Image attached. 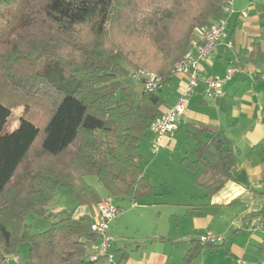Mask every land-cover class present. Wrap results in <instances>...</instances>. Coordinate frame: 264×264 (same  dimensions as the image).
<instances>
[{"label": "trees", "instance_id": "16d2710c", "mask_svg": "<svg viewBox=\"0 0 264 264\" xmlns=\"http://www.w3.org/2000/svg\"><path fill=\"white\" fill-rule=\"evenodd\" d=\"M230 1L16 0L0 6V27H9L0 32V264L18 256L23 240L30 252L20 264H111L106 257L87 259L88 246L99 241L91 214L62 218L33 235L26 216H45L60 187L78 206L101 203L87 177L113 197L141 200L155 191L143 176L139 143L165 99L161 91L143 89L134 100L119 77L144 68L168 83L196 30L221 19ZM257 11L264 27V6ZM237 61L263 62L261 40ZM24 103L32 113L4 133L14 107ZM205 131L191 128L196 160L185 157L182 165L191 171L203 165L198 183L214 196L232 179L236 160L226 139L212 133L208 143L199 141ZM211 146L215 165L204 158ZM219 245L192 240L184 264Z\"/></svg>", "mask_w": 264, "mask_h": 264}, {"label": "crops", "instance_id": "0c3cea01", "mask_svg": "<svg viewBox=\"0 0 264 264\" xmlns=\"http://www.w3.org/2000/svg\"><path fill=\"white\" fill-rule=\"evenodd\" d=\"M258 5L264 6V0L232 1L227 30L233 47L222 41L202 62L203 76L223 75L233 61L251 54L256 39L261 40L264 56ZM201 33L198 28L197 39ZM247 66L251 71L235 76L219 99H209L205 84L200 83L175 136L165 138L157 154L151 151L154 136L150 131L140 141L141 169L155 188L153 193L141 200L113 197L98 179L91 184L89 180L96 178H86L102 201L124 210L109 231L114 264H184L191 241L209 233L225 242L204 250L192 264H264V61ZM185 84V78L171 76L160 92L165 99L160 114L178 101ZM191 128L206 130L199 140L203 143L209 142L212 133L226 139L235 153L232 179L214 196H207L198 183L203 165L196 171L182 165L185 157L196 160ZM209 152L204 158L215 165L216 150L211 146ZM77 208L80 212L74 218L95 213V205Z\"/></svg>", "mask_w": 264, "mask_h": 264}, {"label": "built area", "instance_id": "2783aa9c", "mask_svg": "<svg viewBox=\"0 0 264 264\" xmlns=\"http://www.w3.org/2000/svg\"><path fill=\"white\" fill-rule=\"evenodd\" d=\"M233 13L232 1L224 8V15ZM246 17L247 14L243 13ZM228 23L224 19L211 24L209 27L202 28L199 38L192 42L191 48L186 52L182 61L176 64L172 70V76H180L185 78L186 84L180 94L178 101L167 111L161 113L155 120L150 123L149 131L154 136L151 144V151L157 154L163 147V141L167 137H174L179 129V121L185 114L190 99L196 93V89L200 83L206 86V93L209 99L216 100L223 97L225 86L237 75L247 74L251 71L247 65H241L239 61H233L226 69L223 75L206 77L201 73V64L208 59L217 49L218 45L225 41L229 48L233 47L232 41L229 40ZM252 74V72L248 73ZM133 81L141 83L143 89L149 94H158L164 84L162 79L144 68L132 72ZM95 213H92L93 223L92 231L99 237L98 242L90 244L87 248V259L96 260L99 257H106L109 263L114 264V255L112 252V238L109 234L111 224L116 220L121 208L113 205L111 202L104 200L95 205ZM202 241L211 244H221L224 239L214 234H207L200 238ZM21 261L19 256L13 255L6 260L7 263L14 262L19 264Z\"/></svg>", "mask_w": 264, "mask_h": 264}, {"label": "rangeland", "instance_id": "374dc122", "mask_svg": "<svg viewBox=\"0 0 264 264\" xmlns=\"http://www.w3.org/2000/svg\"><path fill=\"white\" fill-rule=\"evenodd\" d=\"M15 1L16 0H0V6L12 4ZM250 14H254V13L252 12ZM228 16L229 15H223L222 19L227 21ZM8 29H9L8 26L1 25V27H0L1 34H6ZM262 29L264 30V27H262ZM195 39H196V37H195ZM230 41H232V40H230ZM132 72L133 71L130 70V75ZM251 76H254V74H252ZM119 82H120V86L122 88H131L134 92V95H133L134 100H138L139 96L141 95V93L143 91V86L141 83H138L137 81L136 82L133 81L131 76L125 77L123 75H121L119 77ZM27 112H31V108L28 105H25V103L17 105L16 107H14L13 117L10 120V122L6 125V127L4 128V133H10V132H13L14 130H16L19 127V124L21 122V118ZM33 112L37 115V113L34 110H33ZM41 113H42L41 111L38 112L39 120H40V117L43 118ZM178 141H179V139H178ZM174 160H175V155L172 156L170 163L174 162ZM144 170H145V168H144ZM94 178H96V177H94ZM96 181H97V178L93 179V181L89 180L90 183L96 182ZM95 184H97V183H95ZM77 205L78 204L75 201V199L71 196L69 189L66 187H60L57 191L56 197L54 199H52L50 201V203L47 205L45 216H41V215L34 213V212H30L27 214L25 223L27 226L30 227L29 234L33 235V234L38 233V232L46 231L51 227L53 222L58 221V220L66 217L68 215H70V216L72 215L75 217L80 212V211H78ZM60 209H61V212H59ZM123 213H124V210L121 211L119 217ZM89 214H91V211ZM29 252H30V245L26 240H23L18 245V254L20 256L22 263H24L27 260V258L29 256ZM10 257H8V259Z\"/></svg>", "mask_w": 264, "mask_h": 264}]
</instances>
